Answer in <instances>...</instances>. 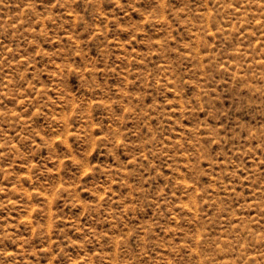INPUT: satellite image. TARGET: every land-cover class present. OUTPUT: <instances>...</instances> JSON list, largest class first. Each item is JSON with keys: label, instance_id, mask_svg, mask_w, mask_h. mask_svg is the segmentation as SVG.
Wrapping results in <instances>:
<instances>
[{"label": "rangeland", "instance_id": "rangeland-1", "mask_svg": "<svg viewBox=\"0 0 264 264\" xmlns=\"http://www.w3.org/2000/svg\"><path fill=\"white\" fill-rule=\"evenodd\" d=\"M0 264H264V0H0Z\"/></svg>", "mask_w": 264, "mask_h": 264}]
</instances>
